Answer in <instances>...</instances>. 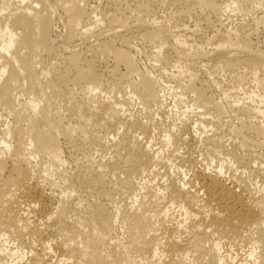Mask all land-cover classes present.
<instances>
[{"label": "bare ground", "instance_id": "6f19581e", "mask_svg": "<svg viewBox=\"0 0 264 264\" xmlns=\"http://www.w3.org/2000/svg\"><path fill=\"white\" fill-rule=\"evenodd\" d=\"M109 1L111 11L109 8L107 10L110 13L106 12L107 10L97 12L94 7L83 4L81 0H18V3L12 0H0V108L9 109L12 115L17 117L27 110L33 112V118H29L24 127L28 139L19 140L15 146L10 141L11 131L7 117L3 118L0 115V157L15 147L13 155L8 159L7 175L1 182L3 193L0 197V264H37V255L32 246L41 242L42 239L22 242L25 235L31 234L32 229L33 231L38 230L28 216L33 214L38 219H51L60 210L59 200L51 189V186L56 183L50 179L46 183V179L41 174L49 167H53V175L60 181L69 182L71 179L69 173L57 169L64 165V160L60 156L59 136L63 138L64 143H73L78 140L76 138L78 132L80 133L79 139L86 143L87 128L90 125L105 130L112 126L104 114L109 110L114 112L122 106L124 100L117 98L121 88L123 92L136 96L143 106L152 103L160 107L165 103L164 96L160 95L157 89L158 80L151 77L145 67L137 65L132 55L109 45L110 41L119 39L128 43V37H139L147 42H154L157 39L160 43L157 56L160 60H167L166 56L160 54V50L164 44L162 40L169 36V24L166 21L157 20L154 7L167 4L172 13L179 11L183 14L190 13L196 7L207 11L204 20L207 24L212 22L214 26L211 39L216 40L215 47L208 56L194 59L218 61L227 67L241 63L251 66L255 71L264 70V38L262 41H253L254 27L241 25L238 30H231L224 27V19H222V15L227 17L228 12L233 9L244 10L242 6L249 2L252 3L250 7L257 9L262 5L263 0H134L132 8L127 5L126 0ZM56 8L61 10L62 15L55 14ZM159 22L161 24H158ZM60 23L64 27V33L55 34ZM254 23L264 25V20L262 17L255 18ZM104 24L108 26L107 29ZM114 25L117 27H113ZM125 32L128 33L123 35ZM76 38L86 41L87 46L83 49H76L68 45ZM171 45L174 52H179L183 48L177 39L172 40ZM93 48L110 53L115 64L111 70L112 81L109 90L110 93H116L114 95L116 100L108 103L107 106L94 105L100 77L92 70L93 61L89 60L83 65L80 64V56L85 50ZM43 56L59 61V64L50 63L48 67H42V73L45 76H52V80L55 78L59 81L61 85L59 92L64 95V106L70 109L67 115L55 117L51 114L53 103L46 94L49 84L36 82L35 67L38 62L36 59ZM194 59L184 60L192 62ZM197 62L202 61L197 60ZM120 66L124 68V73L118 71ZM25 71H28L27 76L23 75ZM72 76L76 81H84L81 87L84 96L81 99H77L74 89L70 87ZM125 76L132 78V81H127L123 87L122 79ZM181 77V71L171 75L183 94H192L194 99L191 100L193 102L191 106L203 108L199 115L208 114L212 121L216 116L221 115L224 111L223 105L213 101L206 95L205 89L194 84L193 74H190L184 84H180ZM22 95L29 96L27 102H20ZM250 99L248 100L254 101L252 97ZM262 101L264 102V96L259 99V102ZM233 108L235 112L239 111L241 114L240 117H236L238 119L236 125L228 126L230 135L239 139L238 146L235 145L230 149V158L236 166L250 168L253 158L249 153L239 151V147L243 148L248 143L243 133L248 129L261 132L262 128L258 123L244 122L247 117L246 106ZM252 110L264 118L262 109L256 107ZM73 115L76 116L75 120L79 121L78 126H74ZM205 122H207L206 118L197 117L185 128V131L202 127L205 129L203 126ZM120 123H129L145 134L149 133L146 122L138 117L133 116L132 121ZM203 133L204 135L200 136L197 141L185 142L184 155L190 163L194 162L193 151L199 147L197 144L200 143V147L205 149H208V145L215 144V140L206 134V130H203ZM187 134L190 135L188 132ZM94 138L96 139L95 135ZM132 138L130 147L134 151V157L138 158L141 164L138 169H130L126 172L129 185L133 188L134 184H139L141 185L139 189H141L146 183L144 178L152 171L150 170L151 165L159 163L160 156L150 150L149 143L146 145L141 143L137 135ZM166 138L171 143L172 136L167 134ZM36 158L39 164L32 165V161ZM106 165L111 169L118 166L116 160ZM102 168L104 165H99L97 175L102 172ZM2 169L3 166L0 165L1 172ZM137 179L143 182L139 183ZM190 183L192 190L185 188L184 184L177 185L174 180H171L165 193L154 194L152 196L154 199L142 197L147 200L138 204H136L138 194L134 193L132 196L134 201L120 220L125 226L137 230L138 238H142L139 247L147 256H141L140 260L145 261L146 264H150V261L154 264H170L166 261L168 256L188 258L186 250L189 246L200 253L205 247L204 243H210L211 246L206 254L208 259L212 261V264H226L225 259L220 255L221 244L208 240L210 235L205 232L200 231L191 240L185 242L180 238L166 237L163 239L162 229L158 234H148L152 226L150 218L155 216L158 221L161 216L167 215L168 206L162 201L165 195H167L166 198L169 197L171 204L179 200L181 210L185 212L188 211L185 207L186 203L201 196L204 200V212L208 216L212 215L210 227L216 230L231 229L233 235L249 233L255 244L263 246L253 264H264L263 211L250 203L249 192L241 184L242 182L235 178L225 179L220 168L218 171L195 170ZM99 195L108 198L109 192L101 190ZM153 206H156L157 210L152 209ZM104 207L103 205L97 208L96 221L98 226L108 233L112 226L120 223L118 207L112 206L111 213H107ZM150 209L155 211L156 215H148ZM147 235L149 237H146ZM105 237L106 235L97 236L88 242L87 246L71 250H67V245L52 246L46 243L48 247L46 251H53L55 255L60 253L61 257H67L59 258L58 264H131L128 255L119 257L117 253L110 250L111 244L107 240L111 239ZM17 238L20 239L18 244L13 241ZM29 244L32 246H28ZM115 246H119L118 241L115 242ZM69 260L73 262L70 263Z\"/></svg>", "mask_w": 264, "mask_h": 264}, {"label": "rangeland", "instance_id": "374dc122", "mask_svg": "<svg viewBox=\"0 0 264 264\" xmlns=\"http://www.w3.org/2000/svg\"><path fill=\"white\" fill-rule=\"evenodd\" d=\"M12 1L18 3V0ZM81 1L89 7H94L97 12L100 10L106 11L108 8L111 11L109 0ZM126 1L127 5L132 8L134 0ZM251 4L249 2L242 6L244 10L233 9V11L228 12L227 17L222 15L224 27L238 30L241 25L252 26L256 32L252 36L253 41H262L264 38V25H255L254 22L255 18L259 17L264 20V0L257 9L250 7ZM154 9L157 20L166 21L169 24V36H167V39L162 37L164 44L160 50V54L166 56L167 60H160L157 56L158 46L160 45L157 39L154 42H147L139 37H128V43L119 39L110 41L109 45L121 49L123 53L132 55L137 65L145 67L147 73L158 80L157 89L159 94L164 96L165 103L160 107L152 103L143 106L136 96L123 92L121 88L117 98L124 100L122 106L114 112L109 110L104 114L112 126L105 130L90 125L87 128L86 143L79 139L80 133L78 132L76 134L78 140L73 143H64L63 138L59 136L61 141L60 156L64 160V165L57 169L69 173L71 179L69 182L60 181L53 175V167H49L46 172L41 174L46 179V183L49 179L54 180L56 183L51 186V189L59 200L60 210L51 219H38L33 214L28 216L33 220L38 230L33 231L32 229L31 234L25 235L22 242H34L40 238L42 239L35 246L28 245L32 246L37 255V264H58L57 260L59 258H67L66 256L61 257L60 253L55 255L53 251H46L48 249L46 243L52 244V246L67 245V250H71L85 247L93 238L102 235H106L105 238L112 240H107L111 244L110 250L117 253L119 257L128 255L131 264H146L145 261L140 260L141 256H147L139 247L142 238H138L137 230L125 226L121 222L120 219L123 213L130 209V205L134 201V198H132L134 193L138 194L136 204L147 200L142 197L154 199L152 197L154 194L166 192L171 180H174L177 185L184 184L185 188L188 187L192 190L190 179L195 170L218 171L221 168L225 179H239L249 192L250 203L255 208L262 210L264 215V118L252 110L259 107L264 111V102H259L260 97L264 96V70L255 71L251 66L241 63L227 67L221 62L213 60L197 59L202 61L197 62L194 58L208 56L215 47L216 42V40L211 39L214 34L212 22L207 24L204 20L207 11L204 8L196 7L194 10H190L191 12L188 14L179 11H173L172 13L167 4H163L161 7L156 6ZM109 11L106 12L110 13ZM55 14L62 15V12L56 8ZM104 25L107 29L108 26ZM113 27L117 26L114 25ZM63 33L64 27L60 23L55 34ZM127 33L125 32L123 35ZM174 39H177L183 46L179 52H174L172 48L171 42ZM68 45L74 46L76 49H83L87 46V43L76 38ZM184 59L194 60L187 62ZM89 60L93 61V72L100 77L94 105L104 104V106H107L108 103H113L116 100L114 98L116 93H110L109 90L112 81L111 70L115 65L113 57L110 53L93 48L85 50L84 54L80 56V64L83 65L85 61ZM36 61H38L35 67L36 82L49 84L46 94L52 99L51 114L55 117L69 114L70 109L64 106V95L59 92L61 88L59 81L55 78L52 80V76H45L42 73V67H48L50 63L59 64V61L45 56L37 58ZM118 71L125 72L122 66ZM178 71L182 72L180 84L186 83L190 74L194 75V84L205 89L206 95L213 101L220 102L223 105L224 111L221 115L216 116L213 121L209 119L208 114L199 115L202 113L203 108L192 107L193 102L191 100L194 99L192 94H183L179 85L171 78V75L176 74ZM27 74L28 71L23 73L26 76ZM127 81L131 82L132 78L123 77V87H125ZM70 83L77 99H81L84 96V91L81 89L84 81H76L72 76ZM28 97V95L20 96V102H27ZM251 97L254 100L252 102L250 101ZM235 102H238V104H235ZM242 105L247 107V117L243 118L244 122L258 123L262 128L261 132L248 129L243 133L248 143L243 148L239 147V151L249 153L253 158L250 168L238 167L230 158V149L235 145L238 146L237 141L239 139L230 135L228 126L238 123L236 117H240L241 113L239 111L235 112L236 110L233 107ZM230 106L233 107L230 108ZM0 115L3 118L7 117L6 120L11 131L10 141L13 142L14 146L19 140L26 141L28 139L24 127H26L27 120L33 118V112L27 110L23 115L17 117L12 115L9 109L0 108ZM133 116L146 122V126L149 128L148 134L129 123H120L132 121ZM197 117L207 119V122L203 125L205 129L202 127L185 131V128L193 123ZM73 118L74 126H78L79 121L75 120L76 116L73 115ZM203 130H206V134L215 140V144L208 145V149L200 147V143L197 144L199 147H196L193 151L194 162L190 163L184 155L185 142L189 140L197 141L200 136L204 135ZM167 134L172 136L171 143L166 138ZM135 135L139 137L141 143L145 145L149 143L150 150L160 156L159 163L151 165L150 170L152 171L149 176L144 178L146 183L141 189H139L141 186L139 184H134L133 188L129 185L126 172V170L138 169L141 164V161L134 157V151L130 147L132 137ZM13 150H15V147L0 157V165L3 166L2 172L0 171V197L3 193L1 182L7 175L8 159L13 155ZM115 160L118 166L114 169L106 165V163ZM38 164L39 160L37 158L32 161V165ZM101 164L104 165V168L97 175V170ZM101 190L108 191L109 197L103 198L100 196ZM166 196L162 201L168 206L167 215L161 216L158 221L155 216L150 218L152 226L149 228V235L158 234L162 229L163 239H166V237L180 238L185 242L191 240L198 232H205L210 235V238H207L208 240L217 241L221 244L220 255L225 259L226 264H253L255 262L254 259L263 246L255 244L249 233L243 232L242 234L233 235L231 229L216 230L210 227L212 215L208 216L204 212V200L201 196L186 203L187 212L181 210L179 200L171 204L169 197L166 198ZM103 205L107 213L112 212V206L118 207L120 223L117 226H112L108 233L100 228L96 221V215L98 214L96 210ZM152 209L157 210V207L153 206ZM152 209L148 211V215H156V212ZM149 235L146 237H149ZM13 241L17 244L20 243L19 238ZM117 241L119 246L116 247L115 242ZM204 246L200 253L189 246L186 250L188 258L186 256H168L166 261L170 264H212V261L206 256L211 245L210 243H204ZM73 260L68 262L72 263ZM150 264H154V262L150 261Z\"/></svg>", "mask_w": 264, "mask_h": 264}]
</instances>
